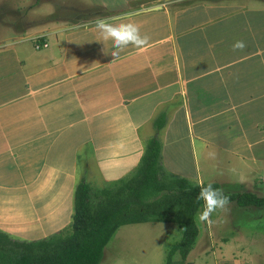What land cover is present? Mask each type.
Instances as JSON below:
<instances>
[{"label": "crops", "instance_id": "obj_1", "mask_svg": "<svg viewBox=\"0 0 264 264\" xmlns=\"http://www.w3.org/2000/svg\"><path fill=\"white\" fill-rule=\"evenodd\" d=\"M24 1L0 0L2 231L33 222L51 235L71 218L80 181L124 177L151 138L171 175H213L220 187L264 179L263 2ZM12 16L23 27L10 28ZM103 17L137 24L147 45L113 59L95 28ZM237 41L246 47L233 50Z\"/></svg>", "mask_w": 264, "mask_h": 264}, {"label": "trees", "instance_id": "obj_2", "mask_svg": "<svg viewBox=\"0 0 264 264\" xmlns=\"http://www.w3.org/2000/svg\"><path fill=\"white\" fill-rule=\"evenodd\" d=\"M159 148L156 138L147 140L135 169L115 181L97 187L80 181L67 231L21 240L0 230V264H99L104 247L119 227L145 222L178 224L182 235L169 249L165 264H193L186 257L199 233L196 215L203 205L196 197L201 186L221 187L165 172ZM223 193L229 203L241 207L264 206V196L251 191ZM176 252L179 259L173 258Z\"/></svg>", "mask_w": 264, "mask_h": 264}, {"label": "rangeland", "instance_id": "obj_3", "mask_svg": "<svg viewBox=\"0 0 264 264\" xmlns=\"http://www.w3.org/2000/svg\"><path fill=\"white\" fill-rule=\"evenodd\" d=\"M22 1L17 0V2H20L18 5H22ZM25 1L23 7L26 6ZM28 1L32 3L34 0ZM58 1V5H63V0ZM66 1L68 0L63 1L64 4H68ZM194 1L186 0L184 2H186L185 4L193 5L195 3ZM166 2L168 0H163L162 3H158L156 6L161 7ZM253 2L264 3V0H253ZM45 3L43 1L40 6L44 8ZM18 5L14 7L16 8ZM53 5L54 2H50L45 8L49 10ZM65 16L60 15L63 18ZM16 21L19 20H15L12 16L9 21L10 28L17 29L23 27V25H19L20 22L16 24ZM37 38L38 36L34 38V41ZM37 43L34 45L36 49L48 46V43L45 46H39ZM180 159L185 166L184 171L190 172V158L183 156ZM242 171L240 175L244 179L246 175L244 174V169ZM228 172L231 177L238 178V174L233 168L230 171L228 170ZM88 176L87 178H89ZM212 178L213 175H208L205 182H213L207 181ZM199 182L201 183L202 181ZM9 183L14 184L15 182L11 181ZM102 183L104 182L95 180L91 185L97 187L102 186ZM243 183L244 185L240 187L242 183L238 180L234 183H225L223 181L221 182V190L223 192L251 191L258 196H264V179H255L252 176L251 181H245ZM71 198L74 199V193ZM2 204L3 202H0V205ZM202 210L203 205L199 212ZM198 213L196 215V221L199 227V233L194 247L186 257L187 261H191L193 264H264V206L241 207L231 202L226 209L217 210L212 214L211 219L214 223L211 227L199 221ZM71 222L72 215L65 225H61L56 230H51V234L67 231ZM34 228L35 225L33 222H28L25 225L22 223L21 228H15L9 231V233L15 238L37 237L41 235L49 236L48 231L33 230ZM181 235L182 228L176 223L145 222L123 225L117 229L104 247L99 264H165L169 249L180 240ZM173 258L179 259L180 255L176 252Z\"/></svg>", "mask_w": 264, "mask_h": 264}, {"label": "clouds", "instance_id": "obj_4", "mask_svg": "<svg viewBox=\"0 0 264 264\" xmlns=\"http://www.w3.org/2000/svg\"><path fill=\"white\" fill-rule=\"evenodd\" d=\"M102 41H111L114 51L113 59L119 58L120 52L132 45L135 48H142L147 45L149 37L141 36L140 28L133 22H126V18L103 17L98 18L95 23ZM246 47L243 41H237L233 45V50H243ZM197 201H203V210L198 213L201 223H206L211 227L214 221L211 216L217 210H224L228 206L230 199L224 195L223 190L214 188L211 184L201 186L196 197Z\"/></svg>", "mask_w": 264, "mask_h": 264}, {"label": "built area", "instance_id": "obj_5", "mask_svg": "<svg viewBox=\"0 0 264 264\" xmlns=\"http://www.w3.org/2000/svg\"><path fill=\"white\" fill-rule=\"evenodd\" d=\"M37 45H39V46H45L46 45V42L44 41V42H42L41 44L40 43H37Z\"/></svg>", "mask_w": 264, "mask_h": 264}]
</instances>
